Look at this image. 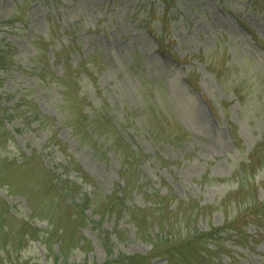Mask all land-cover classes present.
Wrapping results in <instances>:
<instances>
[{
    "label": "rangeland",
    "instance_id": "374dc122",
    "mask_svg": "<svg viewBox=\"0 0 264 264\" xmlns=\"http://www.w3.org/2000/svg\"><path fill=\"white\" fill-rule=\"evenodd\" d=\"M2 42L27 74L3 89L28 91L43 126L0 131V264H264V0H0ZM47 59L53 85L26 90ZM155 81L187 140L164 142L167 113L140 111ZM65 159L63 190L44 165Z\"/></svg>",
    "mask_w": 264,
    "mask_h": 264
},
{
    "label": "trees",
    "instance_id": "16d2710c",
    "mask_svg": "<svg viewBox=\"0 0 264 264\" xmlns=\"http://www.w3.org/2000/svg\"><path fill=\"white\" fill-rule=\"evenodd\" d=\"M161 1L164 3V8H167L170 0H161ZM161 21H162V25H165V22L163 20ZM162 29H164V27ZM16 53L17 52L15 48L11 44L4 43V42L0 44V131H5V132L8 131L7 129L8 123L13 122L16 119H18L19 122H21L24 125L38 122L39 127L43 126L42 122L39 121L40 120L39 110L37 107L36 99L35 98L32 99V95L28 91L24 93H20V91H17L19 89L17 90L3 89L2 85L7 77L11 78L12 81L14 82L21 77L25 79L27 76V74L22 73V71L20 70V67H22V65H19L18 63L19 61L17 60ZM32 61H35V58H33ZM53 65L54 64H52V62L50 63L48 59L44 63L34 64L30 69L34 72L32 76H34L36 79L35 85L34 84L28 85V87H26L25 89L29 91H34V89L37 88L38 86L42 89L50 88L54 82V79L49 76L50 74L53 73L52 72ZM76 68H77L76 70L77 78L79 80L81 77V73L79 72L81 71L80 70L81 67H76ZM66 75L67 73L62 75V77H65ZM187 81L191 86L193 87L196 86L189 77L187 78ZM62 86H64L63 92H61L62 96L61 98L58 99V101L63 98L65 100L62 103L61 107H64L66 105V101L68 100L67 102L68 107H71L70 106L71 104L72 107L74 108L76 104L72 103L68 96V93L70 91L69 87L65 83H62ZM152 87L153 88L148 89L149 90L148 95L144 93L143 90L141 91V98H139V101H138L140 111L142 112L144 116H147L149 111L153 112V110H155L158 114H161V116H164L166 115L165 113H167V115L163 118H165L169 122V124L171 122L174 125V130H171V131L169 130L167 133L162 135L164 142L168 141L170 143H173L174 141H178V140H181V141L187 140L188 136H192V134L191 132H188L184 129V126H182V124L179 121L178 112L176 109L173 108L171 103L168 104V107H165L166 112L160 113L159 111H157V108L163 107L162 105H160V102H159L160 99L158 97V95L160 96L162 95L159 92H156L157 89L159 88V83L157 81L153 83ZM77 94L80 96L81 92H78ZM81 97L83 100H86L89 97V95H87L85 92H82ZM80 103H83V102L79 101V104ZM99 105H100V109H106L108 107L106 102L103 100L100 101ZM106 113H107L108 121L110 120L111 122H114V123L117 121L118 115L115 114L113 111L110 112L107 110ZM87 115L88 117L86 121L87 123L86 126L88 129L94 130V126L92 123L94 121L93 117L95 114L91 113ZM176 123H179L180 125H177ZM72 126H73L72 132L74 134H78V136L81 137V129L76 127L75 125H72ZM148 131L152 135L155 136V133L152 132L151 128L148 127ZM6 134H4L3 137H1L4 139V141H2L0 144H3V145L7 144L8 134L7 135ZM100 139L103 140V138L101 137ZM109 146L110 148L112 147L118 148L117 152L119 151L122 154V158H124L122 161V174L127 175L131 172L135 173L137 177V182L139 183L141 181L143 185L144 184L143 179L140 177V174L139 173L137 174L135 171L137 168L133 169L132 167V164H134V159L138 157V153L132 150L131 147H129V152L131 153V155H128L126 147L118 140L111 141L109 143ZM65 161H66V166L62 168L63 169L62 172H60L56 167L49 166L46 164L44 165L47 171L50 174H53L55 176V177L53 176L55 180V184L59 185L60 188H62L63 190L65 189V185L69 184L70 178H71V174H70L71 162L68 161V159H65ZM126 189H131L130 185H128ZM66 192H69V191L67 190ZM162 209H160V212H154V216H153L154 219L162 216L161 214ZM237 214L238 213L236 210V216ZM145 221L146 223H148L149 229L152 232L153 231L152 218L147 217L145 218ZM101 264H121V261L119 260V258H117V259H111Z\"/></svg>",
    "mask_w": 264,
    "mask_h": 264
}]
</instances>
